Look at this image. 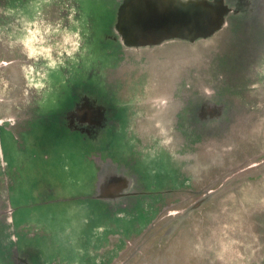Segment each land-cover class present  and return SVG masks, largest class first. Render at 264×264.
Wrapping results in <instances>:
<instances>
[{
	"label": "rangeland",
	"instance_id": "rangeland-1",
	"mask_svg": "<svg viewBox=\"0 0 264 264\" xmlns=\"http://www.w3.org/2000/svg\"><path fill=\"white\" fill-rule=\"evenodd\" d=\"M217 1L247 11L234 29L117 51L103 41L114 36L112 11L88 8L82 28L76 0H38L33 19L0 0V264H110L128 242L113 264H264V0ZM190 98L192 124L172 127ZM80 99L88 121L93 110L98 124L104 118L100 105L116 122L85 141L69 136L67 115ZM92 151L138 178L130 190L139 195L124 197V210L120 197H108L112 213L64 201L89 195L91 180L79 174L90 166L73 157ZM49 166L66 169L62 179ZM119 173L102 174L122 196L131 184ZM37 174L49 179L35 184Z\"/></svg>",
	"mask_w": 264,
	"mask_h": 264
},
{
	"label": "water",
	"instance_id": "water-1",
	"mask_svg": "<svg viewBox=\"0 0 264 264\" xmlns=\"http://www.w3.org/2000/svg\"><path fill=\"white\" fill-rule=\"evenodd\" d=\"M117 19L111 37L123 46H154L170 40H202L212 37L224 27L234 29L239 16L247 11L225 8L217 0H177L163 4L162 0H116ZM168 1V0H167ZM227 15V16H226ZM245 19L247 15H244ZM102 118L105 119L103 107ZM195 132V130H194ZM108 196L119 197L117 181L105 179L99 186ZM102 192V194H103Z\"/></svg>",
	"mask_w": 264,
	"mask_h": 264
},
{
	"label": "flooded vegetation",
	"instance_id": "flooded-vegetation-1",
	"mask_svg": "<svg viewBox=\"0 0 264 264\" xmlns=\"http://www.w3.org/2000/svg\"><path fill=\"white\" fill-rule=\"evenodd\" d=\"M120 44V43H119ZM120 46L122 47V50L124 51L125 50V46L121 45ZM237 54V53H235ZM219 63H223L225 65H231L233 66L234 64L237 63V59L233 60V59H229V60H224V59H221L219 61ZM176 64V62H174V65ZM156 69V67H155ZM146 75H141L142 78H144ZM190 85V84H189ZM221 93V92H220ZM219 92H217V96L220 97V94ZM220 94V95H219ZM82 99H88V98H82ZM82 99H80V103L79 105L73 110L71 111L68 115H67V122H68V125L70 126L67 127V131L69 133V136H72V135H76L78 136V138H80L82 141H85L87 138H91L90 136H94V130L98 129V128H101L105 125H111L112 123L114 124V122H116V117L115 118H112L114 121H109V119H106L103 120L101 123L98 124L97 122V115L95 113V110H93V116H91V118L89 119L90 121H88L87 118H84L82 117V113H81V109L79 108L81 105H83V101ZM89 100H93V98H89ZM222 100V99H221ZM189 102V103H188ZM188 102L185 104V106L182 107V105L180 106L181 108V112L179 111L180 108L177 107L176 108V112L177 115H176V118H175V123L172 124V127H178V128H188V124L189 122L191 121V124H192V119H190V116H191V111H192V98L188 99ZM220 103V102H218ZM222 103H223V100H222ZM220 103V105L222 104ZM218 106H220L219 104H216ZM222 115L223 116L224 114H226V112L228 110H226V105L222 104ZM80 109V110H79ZM164 111L165 108H163ZM193 112V111H192ZM110 115L111 113H108L106 115ZM114 116V115H113ZM118 118V117H117ZM135 125H140V123L138 122H135ZM5 125L0 123V128H3ZM145 126H151V124L149 122L145 123ZM55 143H58V142H55ZM60 149V148H58ZM65 149V147L63 148ZM62 149V150H63ZM70 153V152H69ZM69 153H64L63 155H71ZM55 155L56 156H63L60 152H55ZM0 157H2L0 155ZM42 158L46 159V160H50L49 159V152L48 151H45V154H43ZM73 158H76V160L79 162V164H89L90 168L88 169V171L85 173V175L82 177L81 174H79V177L83 180L85 179V177H88L90 178L91 180V183L92 185L90 184V193L89 195H86L84 196L85 198H82L83 196H81V193H75L74 195L75 196H72L70 198H64L65 200L64 201H67V202H71L72 200H86V201H92L91 203H95V204H101L104 208V210H109L110 213H112L114 211V204L115 203V199H111L112 197L111 196H108L106 192H103V191H100V184L103 183L104 181V175L102 174L103 173V170L104 168L106 169H109V170H112L113 167L115 166L117 168V172H121L123 177L120 175L121 173H119V178L120 181H124L126 184L129 183L131 184V186L129 187L127 193H123L122 196H119L118 198L120 199V204L122 206H119L118 209L119 210H124L125 208L128 207L127 204H125V200H123L124 197H128V196H131V195H139V193H135V192H132L130 189L133 188L136 184V182L138 181V178H136L135 175H130L128 174L127 172H125L124 169H122V166L118 163V162H115L110 156H102L101 154H98L97 151H92L90 154H86L83 156V158L81 157H73ZM72 158V159H73ZM43 161V160H42ZM0 165H2V163L0 162ZM68 170L69 167H67ZM66 169L64 168H61L60 170H57V168H55L54 166H49V176L53 173L55 175H58L57 173H61V177L60 179H62V176H63V173L65 172ZM123 170H124V173H123ZM87 174V175H86ZM38 177H36L35 175L31 176L32 178H36V183L35 184H38V182L40 181V183H43V180H47L49 179V177H44L42 174H37ZM129 180V181H128ZM39 183V184H40ZM60 183H62L60 180H58V182H56V186L57 187H60ZM177 190L175 189H171L169 191H167V193H171V192H175ZM41 193H43V189L40 191ZM40 192H37L38 194H36V197L37 198H42V194H40ZM103 192V194H102ZM102 195H106V197H111L109 200L105 197H102ZM168 194H165V198L167 197ZM52 196H56V193H54ZM41 200V199H40ZM60 201L62 200H58V201H51V200H48V201H45L43 203H46L47 205H55V204H58L60 203ZM122 201V202H121ZM41 201H38L37 204H39ZM125 202V203H124ZM160 201H157V200H154V203L157 205ZM166 204V203H165ZM91 205V204H90ZM159 206V205H158ZM165 207V205H164ZM10 208V206H9ZM163 208V207H162ZM162 208L161 207H158L159 209V212L158 214L154 217V219L151 221L150 224H148L147 226H155L154 222L156 221V219L158 218L159 214L161 213L162 211ZM112 209V210H111ZM11 210V221L13 220L12 216L15 215V212H14V209L10 208ZM1 214V212H0ZM11 226H13V224L11 223ZM145 230H147V228ZM143 230L140 234L137 235V237H140L143 235V232L145 231ZM17 238H15V236H13V239L12 241L14 242V240L16 241ZM128 242V241H127ZM124 244V242H123ZM130 246V242H128V245L125 249H123L122 251L120 250V252H118V255L117 256H114V260L110 263V264H113L114 262H116V260L118 258H120L123 254V256L127 253V249L128 247ZM142 252V251H141ZM130 253V252H129ZM128 253V254H129ZM140 253V252H139ZM127 256V255H126ZM15 261H17V258L15 259ZM20 262V260H19ZM97 263V261H96Z\"/></svg>",
	"mask_w": 264,
	"mask_h": 264
},
{
	"label": "trees",
	"instance_id": "trees-1",
	"mask_svg": "<svg viewBox=\"0 0 264 264\" xmlns=\"http://www.w3.org/2000/svg\"><path fill=\"white\" fill-rule=\"evenodd\" d=\"M4 1H5V5L7 6V8H10V9L16 11V8L19 7V8H21V9L18 10L19 13H21L22 15H25V16L28 15V16L31 17V19H33L35 13L40 10L39 8H37V4H36V2L38 0H4ZM76 3L78 4V6L76 8V12H77L76 19L78 20L77 21L78 24L80 22L81 26H82L83 19H85L86 17H88L86 15V11L88 10V8H89V10H93V6L98 11H100V12H104V13L105 12H109V11L114 12L115 13V22H116V15H117V8H118V3H117L116 0H76ZM33 12H34V14H33ZM74 22H76L75 21V17H74V19L71 22L70 29L73 30V31H75V32H77V31H79L78 28H76L78 26V24L75 27V29L72 27L73 24H74ZM86 24L88 25V23H86ZM112 24H113V22L109 25V26H111L110 27L111 30H112V28L114 26V25L112 26ZM82 28H83V26H82ZM88 37H89V35L86 36L87 39H88ZM103 41L104 42H111V43H113L117 51H119V49L120 50L122 49V47L120 46V44H118L119 42L117 43V42H115L112 39H108V38L105 37L103 39ZM104 47H106V46L104 45ZM106 50H108V52H107L108 54L111 53V52H109V49L108 48H106ZM81 52H83V54H81V57L85 58V56H83V55H85L88 52V50H86L84 47H82L81 48ZM90 52L91 51L89 50V53ZM72 57H70L68 59V62L72 60ZM69 63H71V62H69ZM104 69L106 70V69H109V68H104ZM110 69H113V67H111ZM103 84H105V83L102 82V85ZM101 89H102L101 91H104L103 88H101ZM99 96H102V94L99 95Z\"/></svg>",
	"mask_w": 264,
	"mask_h": 264
},
{
	"label": "clouds",
	"instance_id": "clouds-1",
	"mask_svg": "<svg viewBox=\"0 0 264 264\" xmlns=\"http://www.w3.org/2000/svg\"><path fill=\"white\" fill-rule=\"evenodd\" d=\"M36 39V33H30L29 36L24 38V43L26 45L31 46V44L33 43V41ZM45 51H50L49 49H45Z\"/></svg>",
	"mask_w": 264,
	"mask_h": 264
}]
</instances>
